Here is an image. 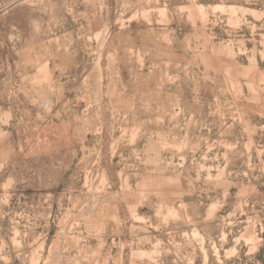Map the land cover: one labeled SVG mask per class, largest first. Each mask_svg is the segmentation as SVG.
I'll use <instances>...</instances> for the list:
<instances>
[{"label": "rangeland", "instance_id": "rangeland-1", "mask_svg": "<svg viewBox=\"0 0 264 264\" xmlns=\"http://www.w3.org/2000/svg\"><path fill=\"white\" fill-rule=\"evenodd\" d=\"M0 264H264V0H0Z\"/></svg>", "mask_w": 264, "mask_h": 264}]
</instances>
